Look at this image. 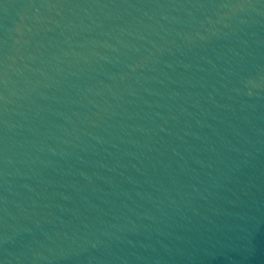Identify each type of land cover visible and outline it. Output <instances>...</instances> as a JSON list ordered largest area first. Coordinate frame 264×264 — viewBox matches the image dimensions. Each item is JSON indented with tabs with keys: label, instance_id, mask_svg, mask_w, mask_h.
Wrapping results in <instances>:
<instances>
[{
	"label": "water",
	"instance_id": "1",
	"mask_svg": "<svg viewBox=\"0 0 264 264\" xmlns=\"http://www.w3.org/2000/svg\"><path fill=\"white\" fill-rule=\"evenodd\" d=\"M0 264H264V0H0Z\"/></svg>",
	"mask_w": 264,
	"mask_h": 264
}]
</instances>
